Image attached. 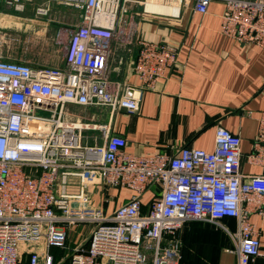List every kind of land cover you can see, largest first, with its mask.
Masks as SVG:
<instances>
[{"label":"built area","instance_id":"built-area-1","mask_svg":"<svg viewBox=\"0 0 264 264\" xmlns=\"http://www.w3.org/2000/svg\"><path fill=\"white\" fill-rule=\"evenodd\" d=\"M26 0H3L21 10ZM81 10L74 25L60 27L62 66L0 57V264H178L176 233L186 219L232 217L220 227L234 244L237 264L258 254L250 212L264 217V173L239 170V135L221 125L213 147L182 145L173 153L123 150L125 139L105 124L70 119L66 104L138 108L139 94L105 75L111 40L131 41L119 24L126 4L142 0H57ZM210 0H192L203 13ZM219 30L241 44L264 48V0H220ZM45 14L46 7H35ZM177 47L138 38L132 62L140 88L151 89L176 62ZM97 128L98 135H88ZM252 161H264V110L257 117ZM155 187L145 212L140 198ZM125 186L128 199L104 213L91 204L93 188ZM91 225L85 243L55 261L67 227ZM78 234V233H77ZM79 235V234H78ZM166 239V244L162 240ZM32 243H40L36 247Z\"/></svg>","mask_w":264,"mask_h":264},{"label":"crops","instance_id":"crops-1","mask_svg":"<svg viewBox=\"0 0 264 264\" xmlns=\"http://www.w3.org/2000/svg\"><path fill=\"white\" fill-rule=\"evenodd\" d=\"M142 1H147L144 9L133 1L126 4V15L118 25H125L131 41L111 40L105 67L107 78L119 79L138 91V108L128 111L106 105L68 103V117L88 126L105 124L108 133L124 137L123 150L131 153L155 150L173 153L185 144L210 150L214 127L219 124L239 135L240 172L264 173V161L248 158L255 149L257 117L264 110V48L241 44L220 32L223 7L220 0H210L203 13L192 9V0ZM66 6L68 13L54 12L48 21L36 19L23 7L20 11L30 22L20 24L25 30L32 29L39 35L46 33L56 41L60 27L74 25L80 19L79 8ZM0 7L5 11L12 9L4 2ZM138 38L167 41L177 47L176 62L151 89L140 88L132 70ZM45 64L63 65L60 47L59 53ZM84 132L100 133L97 128ZM92 192L91 204L104 213L125 202L131 194L125 186L95 187ZM154 193L153 185L142 193V212L147 210ZM248 220L256 229L259 249L247 264H264V217L250 212ZM220 225L233 231L235 220L232 217L184 220L176 233L178 264H237L234 244ZM162 244H166V239Z\"/></svg>","mask_w":264,"mask_h":264},{"label":"rangeland","instance_id":"rangeland-1","mask_svg":"<svg viewBox=\"0 0 264 264\" xmlns=\"http://www.w3.org/2000/svg\"><path fill=\"white\" fill-rule=\"evenodd\" d=\"M2 3L1 0L0 4ZM37 6L46 7V13L36 14L35 7ZM67 8L68 6L57 0H26L24 2V10L31 12L32 16L36 19L44 21H48V18L52 17L54 12L65 10L68 13ZM28 19L30 18L22 14L20 10L11 9L5 11L0 7V57L45 64L52 60L56 53H59L60 44L46 33L39 35L32 29L25 30L20 22H30ZM53 45L54 48H58L55 50L56 52L52 51L54 49H52ZM90 227L91 225L85 222L67 227L69 234L64 247H52L50 250L54 256V260L58 261L60 258H63L65 252L74 246L84 244ZM32 244L36 247L42 246L40 243ZM148 263L146 260L145 264Z\"/></svg>","mask_w":264,"mask_h":264},{"label":"bare ground","instance_id":"bare-ground-1","mask_svg":"<svg viewBox=\"0 0 264 264\" xmlns=\"http://www.w3.org/2000/svg\"><path fill=\"white\" fill-rule=\"evenodd\" d=\"M146 3H147V1H146ZM146 3H145V8H146ZM170 10V8H168V11Z\"/></svg>","mask_w":264,"mask_h":264},{"label":"flooded vegetation","instance_id":"flooded-vegetation-1","mask_svg":"<svg viewBox=\"0 0 264 264\" xmlns=\"http://www.w3.org/2000/svg\"><path fill=\"white\" fill-rule=\"evenodd\" d=\"M1 21H3V20H1Z\"/></svg>","mask_w":264,"mask_h":264}]
</instances>
